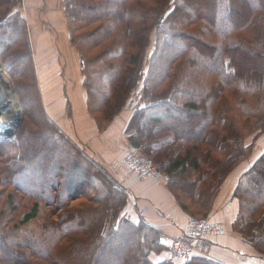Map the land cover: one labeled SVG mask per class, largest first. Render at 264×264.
Segmentation results:
<instances>
[{
    "label": "trees",
    "instance_id": "16d2710c",
    "mask_svg": "<svg viewBox=\"0 0 264 264\" xmlns=\"http://www.w3.org/2000/svg\"><path fill=\"white\" fill-rule=\"evenodd\" d=\"M195 2L205 14L192 13ZM252 2L64 0V8L89 112L101 128L131 107L126 138L164 174L188 217L207 219L227 176L252 159L233 192L237 213L231 227L264 262V190L255 192L257 184L264 185V150L251 158L254 146L245 143L264 134V0ZM13 16L22 22L21 16ZM20 48L8 61L29 65L31 59L33 66L29 43L25 40ZM205 61L219 65L205 72ZM35 94L32 91L36 103L40 96ZM37 106L41 131L62 141L75 156L74 166L65 164L71 188L59 215H54L58 201L47 202L43 190L37 194L16 183L33 159V147L26 143L22 159L14 149L8 152L14 143L0 142V264H105L102 255L116 252L119 264H174L150 258L165 249L162 236L140 221L121 217L125 197ZM182 113L188 129L180 133ZM192 127L198 132L192 133ZM42 153L49 154L45 149ZM88 178L97 187L100 180L105 183L102 196H89ZM13 192L27 203L22 212ZM41 203L51 211L41 214ZM209 253L211 258L192 254L183 264H228Z\"/></svg>",
    "mask_w": 264,
    "mask_h": 264
},
{
    "label": "crops",
    "instance_id": "0c3cea01",
    "mask_svg": "<svg viewBox=\"0 0 264 264\" xmlns=\"http://www.w3.org/2000/svg\"><path fill=\"white\" fill-rule=\"evenodd\" d=\"M24 4L28 43L45 117L86 160L120 188L122 195L135 203L138 214L133 215L134 223L140 221L161 236L163 233L180 235L188 215L174 193L165 182L140 180L123 162L125 152L132 147L125 136L131 107H124L101 128L88 110L78 52L70 43L64 0H24ZM251 160L239 164L229 174L207 216L208 219L216 216L215 221L227 229L224 235L211 237L206 242L212 255L224 258L227 263L245 264L248 258V264H264L259 254L233 233L231 227L237 213L233 192ZM163 255V252L152 254L150 258L154 262L170 259Z\"/></svg>",
    "mask_w": 264,
    "mask_h": 264
},
{
    "label": "rangeland",
    "instance_id": "374dc122",
    "mask_svg": "<svg viewBox=\"0 0 264 264\" xmlns=\"http://www.w3.org/2000/svg\"><path fill=\"white\" fill-rule=\"evenodd\" d=\"M248 2L249 4L253 3L252 0H248ZM198 4L200 3L195 2V4L192 5L191 7L193 8L192 13L201 12L202 14H205V12L203 11V8H201ZM24 10H25L24 0H10V1L5 0V2L3 3L0 2V14L2 17L0 18V67L3 72L2 73L3 78L6 79V82L12 88L13 95L11 96L13 97L12 101H14L15 103L14 104L15 108L12 110L13 112L11 114L12 118L9 120V126H5L6 129L1 130V132L3 131L4 132L0 134V142L11 141L12 143H14V145L10 144V147H9L10 149L8 152H10L11 149H14L15 151H18L17 155L20 151H22L23 148H25L26 143H27V146L29 144L31 148L33 147L32 150L34 149L35 151L34 154L32 155L33 159L31 160V163H29V166L25 169V171H23V174L16 178V183L18 184V186H20L21 189L30 188V189H33L34 192L37 194L40 193L41 190H43V197L45 198L47 202L58 201V205L57 207H55L54 209L55 211L53 210L54 211L53 213L54 215H59L60 213L59 210L61 208L59 205L67 201V198L65 196L66 189L68 187L71 188L70 186L67 185V182L69 181V183H71L72 178L71 177L66 178L65 171L68 168L69 164L70 165L72 164V166H74V161L72 159H75V156L72 157L73 154L71 153V150L68 151L67 146H65L62 141L56 140V138L52 136L51 134L49 135L50 137L49 136L47 137L46 133L48 132L46 131L43 132L44 131L43 129L41 131L42 122H41L40 116L37 114V111L39 110L37 105H39V107L41 106L40 105L41 93L39 90V87H40L39 80L36 76L34 65L32 66L31 64V59L29 60L30 61L29 65H27L26 62H23V61H19L18 63L16 61V63H13L12 62L14 61L13 59H11V62L8 61L7 59L9 57L12 58V56L16 57L17 55H19V54H14L13 52L20 50L21 49L20 46L24 45L25 40L27 41V43L29 41L28 32L26 30V22H25L26 19L24 16ZM188 13L190 17H193L192 16L193 14H191L190 12ZM13 15L21 16L22 22L19 24V22L12 20L11 17ZM21 33L23 35H20ZM153 40H154V36H152L151 41ZM172 48L173 46L171 47V50ZM151 50H152V45L149 46L147 53H150ZM202 65L204 67V71L208 72L213 67H217V65L219 64H217L216 62L210 63L209 61H205L202 63ZM32 78L34 80V84H36L37 91L40 96V98H38V102H36L37 105L32 95V91L33 93L36 92L35 98L38 95L37 91L33 89V85H32L33 81H31ZM40 80H42V77ZM189 95L190 96L195 95V91H189ZM132 99L134 100V97H131V100ZM179 119H180V122L183 124V127L179 129L178 132L183 133L188 129V126L186 125V120H187L186 115L183 113L180 114ZM7 127H8V130H7ZM9 129L12 130L13 132H10ZM197 132H198L197 129L192 127V133H197ZM10 133H11L12 138H10ZM33 135H36V136H33ZM27 136H31L33 140L30 142L27 139ZM255 136L256 135L251 136L245 141L246 145L252 144L254 146L253 147L254 151L252 153V155L255 154L254 156H256V153L260 151L261 149L264 150V134L259 135L256 138ZM43 149L47 150L49 154L42 153ZM20 155H23L21 157L22 159L23 158L25 159V153L20 152ZM66 161H68L69 164L67 163V165H65ZM70 169L71 168H69V170ZM237 171L238 170H236V173ZM88 179L89 180L87 181L86 184L92 187V194H90L89 196H92V197H96L99 195L102 196L104 193L102 191H104V188L106 189L107 187L105 183L100 180L101 183L99 184H101V186L97 187V182H95L94 180H91L90 178ZM43 180H44V183H42ZM52 180L54 183L51 184ZM49 185L53 187L52 190L49 189ZM77 185L78 184H76L75 186ZM257 186L258 187L257 189L255 188L256 189L255 192L257 191L260 192L264 190V185L259 183L257 184ZM72 187H74V185H72ZM2 188L3 186L2 184H0V191H4ZM220 190H221V187H220ZM88 191H91V190H88ZM13 195L15 197L14 199L15 205L18 207V212H22L21 206L26 202L22 204L20 202L21 196L15 193ZM49 197H50V200H49ZM3 203L4 202H2V204ZM32 203L33 202H31V204ZM133 204L135 205L134 202ZM40 206H41V214H43V212H45L46 210L51 211L50 208L47 207L44 203H41ZM131 212L132 210L129 208V205L125 200V205L122 208L120 215L123 219H126L134 223L133 214ZM211 217H209V220H212V221L216 220V216H211ZM123 228L125 229V227ZM233 233L235 232L233 231ZM161 241L163 243L162 247H164L165 249L160 251L159 254L163 252L164 255H167L170 258V260L173 261L174 264H183V261L181 259L171 254L169 239L166 238L165 236H162ZM113 245H116V242H114ZM111 247L113 246L111 245ZM152 254H156V253H151L150 257ZM101 255L102 253L100 254V256ZM119 256L120 255L116 252V253H113V255L111 254L108 256L102 255V259L104 260L105 264H119L120 263ZM243 258L244 257H242L241 259ZM247 259H245L246 261L245 264H248L249 262L248 261L249 259L248 260ZM218 260L221 263H227V260H225L224 258L223 259L218 258ZM228 264H233V263H228Z\"/></svg>",
    "mask_w": 264,
    "mask_h": 264
},
{
    "label": "built area",
    "instance_id": "2783aa9c",
    "mask_svg": "<svg viewBox=\"0 0 264 264\" xmlns=\"http://www.w3.org/2000/svg\"><path fill=\"white\" fill-rule=\"evenodd\" d=\"M123 162L129 171L140 180L153 179L157 183H164L165 181L164 174L151 162V160L132 147L128 148L125 152ZM117 189L120 190L119 187H117ZM123 195L129 208L137 215L138 212L132 201L127 195ZM224 234L225 226L221 222L187 217L184 229L180 235L174 236L165 233L164 236L169 239L171 253L185 262L192 254L211 258L208 245L206 243L202 244L201 241Z\"/></svg>",
    "mask_w": 264,
    "mask_h": 264
},
{
    "label": "bare ground",
    "instance_id": "6f19581e",
    "mask_svg": "<svg viewBox=\"0 0 264 264\" xmlns=\"http://www.w3.org/2000/svg\"><path fill=\"white\" fill-rule=\"evenodd\" d=\"M2 69L0 67V132L5 130V126H9V120L12 118V110L14 107V101H12L13 91L11 86L3 78ZM11 116V117H10ZM13 124V123H12ZM4 127V128H3ZM8 130V127H7ZM4 132V131H3Z\"/></svg>",
    "mask_w": 264,
    "mask_h": 264
},
{
    "label": "water",
    "instance_id": "95a60500",
    "mask_svg": "<svg viewBox=\"0 0 264 264\" xmlns=\"http://www.w3.org/2000/svg\"><path fill=\"white\" fill-rule=\"evenodd\" d=\"M20 115H21V113H20ZM20 115H19V116H20ZM19 116H18V117H19ZM9 131H10V132H13V131L10 130V129H9ZM2 133H3V132H0V134H2ZM10 138H12L11 133H10Z\"/></svg>",
    "mask_w": 264,
    "mask_h": 264
}]
</instances>
